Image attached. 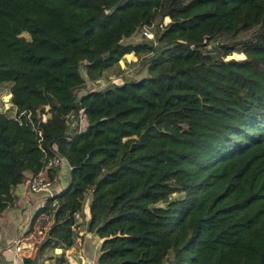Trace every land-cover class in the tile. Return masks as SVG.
Instances as JSON below:
<instances>
[{"label": "trees", "instance_id": "trees-1", "mask_svg": "<svg viewBox=\"0 0 264 264\" xmlns=\"http://www.w3.org/2000/svg\"><path fill=\"white\" fill-rule=\"evenodd\" d=\"M128 52L144 74L78 94ZM0 82V211L69 164L41 248L88 199L99 264H264V0H0Z\"/></svg>", "mask_w": 264, "mask_h": 264}, {"label": "crops", "instance_id": "crops-1", "mask_svg": "<svg viewBox=\"0 0 264 264\" xmlns=\"http://www.w3.org/2000/svg\"><path fill=\"white\" fill-rule=\"evenodd\" d=\"M137 58L134 52H128L115 66L125 70ZM54 169L56 173L53 178V189L56 191L65 184L61 180H56L61 167L56 166ZM67 169L69 170V165ZM43 172L46 174V171ZM25 175L26 177L14 186V203L0 211V264H24L25 257L32 259L31 264H99L97 258L102 238L87 229L88 199L84 204L83 213L77 220V236L74 244L66 248L63 254L60 247L41 248L40 240L46 230L40 239L36 238L35 233L41 232L38 229V221L44 214L31 223L33 214L38 208L39 194L31 192L28 188L31 173L26 171ZM50 222L51 217L48 225ZM19 236L22 238L23 248L18 255H15L13 241Z\"/></svg>", "mask_w": 264, "mask_h": 264}, {"label": "rangeland", "instance_id": "rangeland-1", "mask_svg": "<svg viewBox=\"0 0 264 264\" xmlns=\"http://www.w3.org/2000/svg\"><path fill=\"white\" fill-rule=\"evenodd\" d=\"M127 40L136 42V41H145L146 38L141 35L140 31H138L134 35L129 37ZM230 56L243 57L244 55L239 52H233L231 55H229V57ZM137 57H138L137 60L125 70L124 69L121 70V68H118L116 66L106 68L101 78L95 81H91V82L87 81L86 86L80 89L78 91V94L89 88H102L112 83H120L124 79L141 76L142 74L145 73V69L142 67L140 63L139 56ZM82 72L84 73L83 68H82ZM11 105L12 104L10 101L9 82H0V106L2 107L3 110H10L12 108ZM11 112H13V109ZM80 122L78 120V117L77 118L74 116L68 117V124H69L68 129L71 128L72 126H75V124L77 123L79 124ZM81 124L83 123L81 122ZM68 165H69L68 162L64 159L61 160L60 165H59L61 169H60L58 178L56 180L57 181L61 180L63 184H67L68 179H69V170L67 169ZM51 181H52V188H53L54 180L51 179ZM49 220H50V216L48 214H44L39 219L38 229L41 230V232L38 231L35 233V236L37 239H40L42 233L45 232L46 227L48 226ZM44 236H42L43 238L40 240V243L43 241Z\"/></svg>", "mask_w": 264, "mask_h": 264}, {"label": "built area", "instance_id": "built-area-1", "mask_svg": "<svg viewBox=\"0 0 264 264\" xmlns=\"http://www.w3.org/2000/svg\"><path fill=\"white\" fill-rule=\"evenodd\" d=\"M140 33L143 37L155 41L152 23L143 24L141 26ZM72 116H73L72 114H69L68 117H72ZM78 120L79 122L80 121L83 122L84 120V116L81 113H79ZM81 122L79 123L80 126H81ZM62 159H64L62 156L54 155L47 159L46 167L49 168V167L59 166ZM43 171L44 170H40L37 173L32 174L28 181L29 190L31 192L39 194L38 207L43 205L45 202V198L54 192L52 188L51 179ZM13 248L15 255H18L21 252L23 245H22V238L20 236L14 239Z\"/></svg>", "mask_w": 264, "mask_h": 264}]
</instances>
